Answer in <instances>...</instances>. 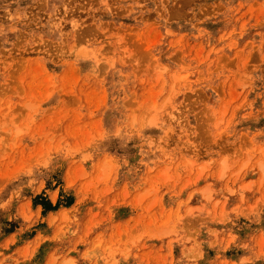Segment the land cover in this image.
Here are the masks:
<instances>
[{
  "label": "rangeland",
  "instance_id": "rangeland-1",
  "mask_svg": "<svg viewBox=\"0 0 264 264\" xmlns=\"http://www.w3.org/2000/svg\"><path fill=\"white\" fill-rule=\"evenodd\" d=\"M0 264H264V0H0Z\"/></svg>",
  "mask_w": 264,
  "mask_h": 264
},
{
  "label": "trees",
  "instance_id": "trees-1",
  "mask_svg": "<svg viewBox=\"0 0 264 264\" xmlns=\"http://www.w3.org/2000/svg\"><path fill=\"white\" fill-rule=\"evenodd\" d=\"M43 204L45 207H47V206L50 207V203L44 202Z\"/></svg>",
  "mask_w": 264,
  "mask_h": 264
}]
</instances>
